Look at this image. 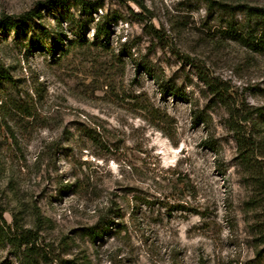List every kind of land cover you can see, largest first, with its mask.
<instances>
[{"label":"rangeland","instance_id":"1","mask_svg":"<svg viewBox=\"0 0 264 264\" xmlns=\"http://www.w3.org/2000/svg\"><path fill=\"white\" fill-rule=\"evenodd\" d=\"M46 1L0 0V264H264V0Z\"/></svg>","mask_w":264,"mask_h":264},{"label":"trees","instance_id":"2","mask_svg":"<svg viewBox=\"0 0 264 264\" xmlns=\"http://www.w3.org/2000/svg\"><path fill=\"white\" fill-rule=\"evenodd\" d=\"M67 0H48L45 3L46 7L51 8L53 5H59V4H63L65 3ZM79 3V2H78ZM86 9H87V13L91 15L92 10H96V8H94L92 6V4H86V3H82L80 2ZM38 12L36 10H30L28 12H26L25 14L21 15V16H17V17H4L2 19H0V27H4V28H22L27 21H29L32 17H34ZM260 14H262V16H264V11H260ZM97 33L103 35L106 32H104V29L100 26H98L96 28ZM142 66L144 72H146L147 74H150V69L149 67H147L146 65H140ZM0 79H9V76L5 73V71H3V69L0 68ZM210 86H213L216 90L215 92L218 93H222L220 92V88L217 87L214 83L212 82H207ZM161 90L164 94H169L171 95L173 98H179V92L177 89H175V87H169V86H164L161 85ZM231 113V111L229 110V114ZM232 114V113H231ZM246 120V119H244ZM235 133L237 135L236 137V141L237 144L239 146L240 149V156L242 158V160L247 164L250 154L251 152H253V150L255 149V143H253V141L251 142L250 140H248L244 135H241L238 131V129H234ZM250 141V142H249ZM257 182L260 183V188L262 189V192L264 193V187H262L263 184H261V182L257 179ZM259 232H260V243H262L263 247H264V223L260 224V228H259ZM93 234V233H92ZM262 254H264V248L262 251Z\"/></svg>","mask_w":264,"mask_h":264}]
</instances>
